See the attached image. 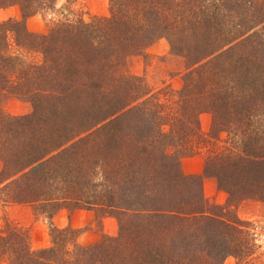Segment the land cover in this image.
Segmentation results:
<instances>
[{
  "label": "trees",
  "instance_id": "obj_1",
  "mask_svg": "<svg viewBox=\"0 0 264 264\" xmlns=\"http://www.w3.org/2000/svg\"><path fill=\"white\" fill-rule=\"evenodd\" d=\"M54 3L0 0L21 9L16 43L41 53L39 63L9 55L0 22V202L48 217L92 209L118 230L80 244L51 223V244L32 249L7 222L0 264H258L251 227L213 211L201 183L264 202V0H109L108 15L26 31L24 19ZM161 37L185 61L179 89L154 90L127 69ZM11 94L32 111L6 112ZM203 146V174H184L182 158Z\"/></svg>",
  "mask_w": 264,
  "mask_h": 264
},
{
  "label": "rangeland",
  "instance_id": "obj_2",
  "mask_svg": "<svg viewBox=\"0 0 264 264\" xmlns=\"http://www.w3.org/2000/svg\"><path fill=\"white\" fill-rule=\"evenodd\" d=\"M108 14L109 0H55L51 9L41 10L26 17L24 28L31 33L47 34L56 21L77 18L89 21L93 16ZM21 20L19 5L0 7V22L5 23L7 27V52L9 55L22 57L28 63H39L41 62L40 52L22 48L15 41L13 29L19 26L12 23ZM185 67L184 59L171 52L168 40L164 37L148 45L143 54L130 56L127 64L130 73L143 76L154 90L165 86L179 89L183 83L182 74ZM16 82L18 81H10L11 86ZM3 109L12 115H25L32 111V105L25 98L11 94L5 98ZM51 113L52 111L49 110V115ZM199 119L202 131L208 132L212 121L211 114L202 112ZM225 136L226 132L221 131L220 137L225 138ZM168 151L171 152L172 148L168 147ZM206 154L203 146L199 153L183 157L181 160L183 173L203 174ZM201 189L213 211L238 218L251 227L258 245L252 257L258 264H264V202L254 198H243L237 203L231 202L227 192L218 187L215 179L205 175L202 176ZM7 222L27 230L29 245L32 249L47 247L51 244L49 231L51 223L57 227L70 226L75 229L76 240L80 244L93 243L99 240L103 234L115 235L118 230V222L115 217L98 216L92 209L69 210L61 208L48 217L41 210H34L28 204H2L0 202V229H4ZM223 264H236V259L230 255L224 259Z\"/></svg>",
  "mask_w": 264,
  "mask_h": 264
}]
</instances>
